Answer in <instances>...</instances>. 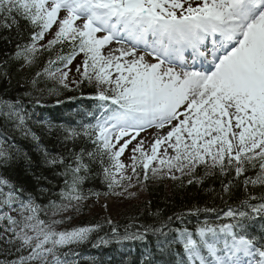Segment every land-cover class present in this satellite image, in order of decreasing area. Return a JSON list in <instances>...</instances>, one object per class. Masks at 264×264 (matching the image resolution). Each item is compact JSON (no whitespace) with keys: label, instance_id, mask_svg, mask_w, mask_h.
I'll list each match as a JSON object with an SVG mask.
<instances>
[{"label":"snow or ice","instance_id":"snow-or-ice-1","mask_svg":"<svg viewBox=\"0 0 264 264\" xmlns=\"http://www.w3.org/2000/svg\"><path fill=\"white\" fill-rule=\"evenodd\" d=\"M0 31V264H264V0H0ZM45 53L17 91L13 63ZM84 82L94 106L38 111ZM185 177L222 206L63 227L90 198Z\"/></svg>","mask_w":264,"mask_h":264},{"label":"trees","instance_id":"trees-1","mask_svg":"<svg viewBox=\"0 0 264 264\" xmlns=\"http://www.w3.org/2000/svg\"><path fill=\"white\" fill-rule=\"evenodd\" d=\"M2 35H8L7 31H0ZM13 46L6 44L4 41H0V59L5 58V53H11ZM47 53L40 57L32 68H26L23 71H16L15 64L12 65V83L16 87L17 91H23V88L17 84V81L23 82L26 79H31L36 71L40 70L42 67V62L47 57ZM82 59L80 57L79 61ZM43 86V85H42ZM48 86H51L50 83ZM7 87L6 83L0 84V92ZM89 90L95 91L94 86H90L87 82L80 85L78 91H67L61 90V99L64 101L61 105L55 104V97H49L48 106L44 109H38V111H43L45 115L58 116L63 113L71 112L77 108L90 107L91 101L85 99L84 97H78L77 95L80 91L89 92ZM13 95L16 93L13 92ZM77 96V97H76ZM75 97V99H71ZM45 143H47V138H44ZM26 149L31 152V144L28 141L20 142ZM35 159L39 157L31 152ZM37 173L43 171L45 176L49 179L52 178L50 171L37 169ZM198 175H203V169H197ZM14 175V173H12ZM187 177L184 178V186L180 187V181H173L168 178H150L147 181H142V185L138 184L137 189L132 191V195H129V199H115L113 207L110 211L104 208V204L97 200L96 198H90L85 201V207L83 211L79 214H75L74 219L71 224L65 225L63 227H72L74 225H83L89 223L102 222L110 218L114 223H116L120 231H123L124 227L129 224H139L151 221L149 213H155L157 210L160 211L162 216L171 215L174 211L186 210L191 207L192 204L197 203L200 206L207 204L208 206H222L219 200L213 201V198L209 193L202 190L203 186H197L195 184L188 185ZM55 182V181H54ZM46 184V182H44ZM205 185L208 187H214L219 189L220 182L218 179L210 178L205 181ZM89 189H94L101 193L108 191L106 186L103 185L99 179H90L86 181L84 185V193L87 195ZM259 191V189H257ZM236 196H240L241 192L237 191ZM115 197V195H113ZM109 227L105 225L104 229L101 231V235L109 231ZM111 249V248H110ZM85 255L101 256L108 253L98 252L97 250L91 248L90 244L83 245L80 249ZM112 251V249H111ZM3 257H0L2 259Z\"/></svg>","mask_w":264,"mask_h":264},{"label":"rangeland","instance_id":"rangeland-1","mask_svg":"<svg viewBox=\"0 0 264 264\" xmlns=\"http://www.w3.org/2000/svg\"><path fill=\"white\" fill-rule=\"evenodd\" d=\"M139 54H142V53H139ZM145 58H146V60H148L149 62H155L154 60H152L150 57H148V56H145ZM152 135H154V132H152ZM152 135H151V137L149 138V140L152 138ZM145 141H148L147 140V138L145 139ZM128 155H129V153L126 151L125 152V154H124V156L122 157V159L127 163V157H128ZM177 175H179V174H177ZM140 185H142V184H140ZM137 186H138V184L134 187V188H131V189H129V191L128 192H124L123 193V195H117V200L120 198V199H125V200H128L129 199V193H132V191H134V190H136L137 189ZM128 198V199H127ZM108 200H109V198H108ZM107 199H104L103 200V202L104 203H106V204H108V205H104V208L105 209H107L108 211H110L112 208L111 207H113V204H110L109 202L110 201H108ZM103 203V204H104Z\"/></svg>","mask_w":264,"mask_h":264}]
</instances>
